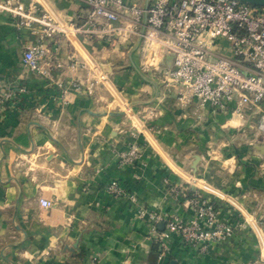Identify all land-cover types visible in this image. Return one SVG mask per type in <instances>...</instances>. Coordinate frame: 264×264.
<instances>
[{"label":"crops","instance_id":"0c3cea01","mask_svg":"<svg viewBox=\"0 0 264 264\" xmlns=\"http://www.w3.org/2000/svg\"><path fill=\"white\" fill-rule=\"evenodd\" d=\"M23 1H43L75 25L88 14L85 0ZM34 41L0 12V90L11 93L0 110V264H90L94 254L99 264H264V146L236 139L244 117L179 103L159 71L143 68L138 38L115 45L94 34L57 33L46 42V73L22 63ZM78 45L108 78L92 94L85 92L86 70L70 67L71 56L80 58ZM72 82L83 84L75 90ZM134 139L141 156L119 167L118 152ZM112 180L134 199L108 193ZM192 190L214 198L233 236L199 252L171 234L158 260L149 220L137 210L187 218ZM40 197L52 205L41 207Z\"/></svg>","mask_w":264,"mask_h":264},{"label":"built area","instance_id":"2783aa9c","mask_svg":"<svg viewBox=\"0 0 264 264\" xmlns=\"http://www.w3.org/2000/svg\"><path fill=\"white\" fill-rule=\"evenodd\" d=\"M85 3L88 14L80 25H75L59 19L43 1L0 0V12L15 20L17 28H28L35 34V41L23 51L25 68L46 73L43 68L49 55L46 42L68 30L94 34L115 45H127L140 37L143 68L159 71L162 83L173 91L179 103L225 112L230 118H243L245 110L264 107V6L240 0H148L146 9L135 0H85ZM78 48L80 58L71 56L70 67L86 70L85 92L92 94L99 83H108V78L79 45ZM164 55L170 57V65H160V56ZM82 84L72 82L71 86L78 90ZM10 97V92L0 90V110ZM123 111L132 115L128 104ZM259 129L264 130V111ZM130 134L136 138L137 131L131 130ZM141 151L134 139L118 152V166L133 165ZM170 187L175 195H186L185 189ZM204 188L211 194L215 192ZM105 190L117 198L134 199L117 180L107 183ZM187 199L194 207L187 218L174 214L162 219L155 212L137 210L140 218L149 220L150 233L158 242V260L166 253L171 234L199 252H206L212 244L227 243L233 236L234 225L222 215L214 198L192 190ZM38 202L43 208L52 205L43 197ZM229 202L241 211L240 205ZM159 222L164 224L162 230H158ZM99 263L97 254L92 255L90 264Z\"/></svg>","mask_w":264,"mask_h":264},{"label":"rangeland","instance_id":"374dc122","mask_svg":"<svg viewBox=\"0 0 264 264\" xmlns=\"http://www.w3.org/2000/svg\"><path fill=\"white\" fill-rule=\"evenodd\" d=\"M264 111L262 108H250L244 111V119L247 120V125L237 135V140L245 141V144H257L264 146V130L259 129V118ZM242 144V143H241Z\"/></svg>","mask_w":264,"mask_h":264},{"label":"water","instance_id":"95a60500","mask_svg":"<svg viewBox=\"0 0 264 264\" xmlns=\"http://www.w3.org/2000/svg\"><path fill=\"white\" fill-rule=\"evenodd\" d=\"M242 2L251 4V5H255V6H264V0H240ZM148 6V0H146L145 4H144V8L146 9ZM144 20H145V15H144ZM143 20V21H144ZM140 41V37H138V42ZM199 161V156L195 155L193 164H192V168L195 169L197 162ZM159 228L163 227V223L159 222L158 223ZM171 264H175V262H171Z\"/></svg>","mask_w":264,"mask_h":264}]
</instances>
